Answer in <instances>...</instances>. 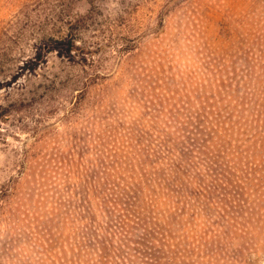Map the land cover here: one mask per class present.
<instances>
[{"label":"rangeland","instance_id":"rangeland-1","mask_svg":"<svg viewBox=\"0 0 264 264\" xmlns=\"http://www.w3.org/2000/svg\"><path fill=\"white\" fill-rule=\"evenodd\" d=\"M74 17L79 55L55 49L42 76L11 82L37 39ZM216 113L227 157L160 207L166 264H264V0H0V191L14 189L0 264H77L70 187L97 211L96 169L136 146L130 132L157 144Z\"/></svg>","mask_w":264,"mask_h":264},{"label":"trees","instance_id":"trees-1","mask_svg":"<svg viewBox=\"0 0 264 264\" xmlns=\"http://www.w3.org/2000/svg\"><path fill=\"white\" fill-rule=\"evenodd\" d=\"M90 5L93 8V2ZM76 23L75 17L67 21V33L58 37L40 36L34 44V56L23 62L11 82L17 85L16 78H22L26 73L31 76L37 74L39 67L46 63L47 54L55 49H58L60 57L79 55L82 47L77 42L79 36L74 33ZM99 77L98 73L92 75L91 81L95 83ZM46 81L53 82L51 79ZM28 82L32 86L33 82ZM27 88L26 84L22 85L23 92ZM39 92L25 93L23 101L27 98L33 100ZM224 117L217 113L208 116L207 120H202L199 129H183L188 135L182 136L179 132V137L166 134L165 139L157 141V144L149 133L130 132L128 144H136L127 148L132 152L123 150L125 155L118 162L114 160L115 155H110V159L106 154L103 172L96 169L103 176V180H98L103 182L102 191L96 189V193L101 195L97 196V211L90 200V192L83 184L70 187V226L77 221L82 226L73 235V245L78 250L74 253L76 263L166 264L168 231L165 228V211L163 213L160 207L170 196L186 197L203 172L200 168L202 163L212 172L216 159L227 157ZM22 165L29 170L26 161ZM95 187L98 188V184ZM12 191L14 189L8 188L0 191V213L11 205L8 198L13 196ZM82 257H87L88 262L82 263Z\"/></svg>","mask_w":264,"mask_h":264}]
</instances>
